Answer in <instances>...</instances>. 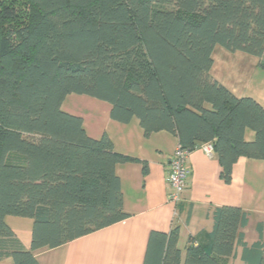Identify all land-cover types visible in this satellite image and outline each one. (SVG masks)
Returning a JSON list of instances; mask_svg holds the SVG:
<instances>
[{
    "label": "trees",
    "instance_id": "16d2710c",
    "mask_svg": "<svg viewBox=\"0 0 264 264\" xmlns=\"http://www.w3.org/2000/svg\"><path fill=\"white\" fill-rule=\"evenodd\" d=\"M216 46L264 70V0H0V262L39 264L35 251L129 217L115 167L135 160L62 111L68 95L138 119L145 137L164 131L190 152L210 143L225 184L239 158L264 161V109L211 77ZM8 216L32 220L28 250ZM210 217L184 256L178 228L150 232L143 264H228L237 247L243 264H264L262 225L248 246L246 212Z\"/></svg>",
    "mask_w": 264,
    "mask_h": 264
},
{
    "label": "crops",
    "instance_id": "0c3cea01",
    "mask_svg": "<svg viewBox=\"0 0 264 264\" xmlns=\"http://www.w3.org/2000/svg\"><path fill=\"white\" fill-rule=\"evenodd\" d=\"M212 59L210 74L215 81L235 97L251 98L264 109V70L258 67L256 58L216 46ZM68 97H72L71 106H65L64 112L81 118L90 138L99 139L106 134L115 153L135 160L115 167L123 209L129 217L61 247L35 251L39 264H143L150 232L168 234L175 228L179 229L178 246L184 256L189 237L201 230L211 231V211L222 207L246 212L249 219L242 229L244 242L251 246L258 241L257 227L262 225L264 230L263 160L239 158L233 166L231 183L225 184L216 154L207 156L199 148L193 150L187 158L186 191L180 203L173 205L168 202L167 176L179 144L177 136L162 131L145 137L138 119L133 118L128 124L113 121L108 103L83 95ZM245 140L253 141L254 133L246 131ZM143 164L147 166L146 173ZM5 223L22 248L28 250L32 220L8 216ZM241 253L242 248L237 247L228 264H243ZM0 264H11V259Z\"/></svg>",
    "mask_w": 264,
    "mask_h": 264
},
{
    "label": "built area",
    "instance_id": "2783aa9c",
    "mask_svg": "<svg viewBox=\"0 0 264 264\" xmlns=\"http://www.w3.org/2000/svg\"><path fill=\"white\" fill-rule=\"evenodd\" d=\"M207 156L213 153L212 145L210 143L199 147ZM190 151L182 148L179 144L175 148L170 162V170L167 176V184L170 190L168 202L173 205H178L181 197L187 188V178L189 169L187 166V158Z\"/></svg>",
    "mask_w": 264,
    "mask_h": 264
},
{
    "label": "rangeland",
    "instance_id": "374dc122",
    "mask_svg": "<svg viewBox=\"0 0 264 264\" xmlns=\"http://www.w3.org/2000/svg\"><path fill=\"white\" fill-rule=\"evenodd\" d=\"M70 98H72V97H68V98H66L65 99V101H64V103H63V105H62V110L64 111L66 108H65V106L67 107H70L71 106V99ZM77 99H76V97H75V101H76ZM182 245V244H181ZM180 245V246H181Z\"/></svg>",
    "mask_w": 264,
    "mask_h": 264
}]
</instances>
